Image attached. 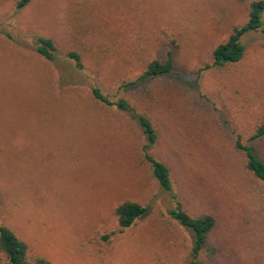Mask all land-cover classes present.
<instances>
[{
    "label": "rangeland",
    "instance_id": "374dc122",
    "mask_svg": "<svg viewBox=\"0 0 264 264\" xmlns=\"http://www.w3.org/2000/svg\"><path fill=\"white\" fill-rule=\"evenodd\" d=\"M15 2L0 0V224L51 264H187L188 233L168 214L179 203L216 217L202 264H264V184L234 147L264 121V36L243 38L236 65L204 69L246 21L244 3ZM38 37L54 43L55 60L37 54ZM168 51L174 71L137 82ZM92 87L150 118V154L171 191L152 181L136 123ZM125 200L151 213L121 230L112 212Z\"/></svg>",
    "mask_w": 264,
    "mask_h": 264
},
{
    "label": "trees",
    "instance_id": "16d2710c",
    "mask_svg": "<svg viewBox=\"0 0 264 264\" xmlns=\"http://www.w3.org/2000/svg\"><path fill=\"white\" fill-rule=\"evenodd\" d=\"M31 1L16 0L14 8L16 11L21 10ZM240 1L246 7V21L242 25L234 27L228 39L212 50L211 65H206L205 70L211 67L236 65L245 55L246 49L242 42L243 38L255 33H260L264 36V0ZM35 45L36 52L40 57L47 61L55 60L57 51L50 39L38 37ZM66 56L75 62L77 68L82 67L81 58L77 53L69 51ZM173 71L174 57L172 51H168L165 60L149 62L145 71L137 78V82L145 83L156 77L171 74ZM91 94L96 101L113 106L117 110L126 113L136 123L145 138L142 158L148 165L152 181L160 190L171 191L172 186L168 167L150 154L157 139V134L150 118L138 112L125 99L120 98L117 101H111L97 87L91 88ZM263 142L264 121L254 127L245 143L241 141L239 136H236L234 147L243 158L246 172L255 180L264 184V155L260 149V145ZM150 213L151 209L149 206H143L132 200H125L119 203L112 212L121 230L131 228L136 221L147 218ZM168 214L171 219L188 233L191 245L187 264H202L200 256L203 251L213 254L212 249L209 247V241L217 223L216 217L212 213L206 212L192 216L184 211L179 203H176L175 208L171 209ZM102 239L107 240L108 236L105 235ZM0 255L3 257L2 264H51L41 257L33 258L29 254L27 244L4 224H0Z\"/></svg>",
    "mask_w": 264,
    "mask_h": 264
}]
</instances>
